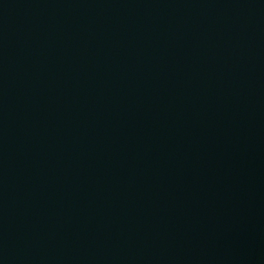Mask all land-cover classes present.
Masks as SVG:
<instances>
[{
    "label": "water",
    "instance_id": "water-1",
    "mask_svg": "<svg viewBox=\"0 0 264 264\" xmlns=\"http://www.w3.org/2000/svg\"><path fill=\"white\" fill-rule=\"evenodd\" d=\"M0 264H264V0H0Z\"/></svg>",
    "mask_w": 264,
    "mask_h": 264
}]
</instances>
